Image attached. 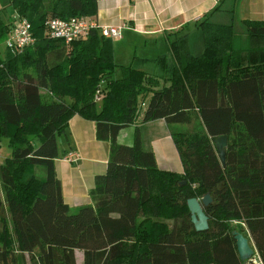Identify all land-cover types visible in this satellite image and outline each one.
<instances>
[{"label": "trees", "instance_id": "obj_1", "mask_svg": "<svg viewBox=\"0 0 264 264\" xmlns=\"http://www.w3.org/2000/svg\"><path fill=\"white\" fill-rule=\"evenodd\" d=\"M6 1L32 43L0 53V139L10 149L0 165V264H75L74 251L81 264H242L232 231L264 264V22L240 21L238 31L203 15L193 23L200 55L184 25L167 45L168 74L156 76L133 68L135 57L117 66L112 39L97 30L68 45L46 34L48 18H90L97 0ZM2 11L0 41L12 25ZM73 115L94 123L108 155L90 203L71 212L54 160L67 153ZM157 119L186 126L170 135L180 174L156 167L137 127L131 145L116 142L120 129ZM217 136L227 140L223 165ZM204 194L208 227L196 232L185 202Z\"/></svg>", "mask_w": 264, "mask_h": 264}, {"label": "crops", "instance_id": "obj_2", "mask_svg": "<svg viewBox=\"0 0 264 264\" xmlns=\"http://www.w3.org/2000/svg\"><path fill=\"white\" fill-rule=\"evenodd\" d=\"M203 15H207L209 22L214 24L232 22L239 31L240 21L264 22V0H97L96 14L90 18L99 26H122L121 38L111 40L113 61L117 66L130 64L135 57L133 68L165 76L171 65V58L167 56L168 42L179 35L174 33L184 25L186 30H194L193 23ZM187 44L192 56L200 55L202 41L199 38L191 41L187 37ZM116 50L117 53H114ZM162 57L163 63L154 62ZM172 126H167L161 119L135 123L120 129L116 142L131 145L134 128L137 127L140 145L153 154L156 167L178 173L171 166L177 156L170 137L174 131ZM67 131V143L61 148L76 158L71 163L62 161V157L57 158L54 170L64 203L68 208L75 209L89 203L87 192L93 177L105 168L108 144L96 141L94 123L77 115L68 120ZM247 240L252 246L250 239Z\"/></svg>", "mask_w": 264, "mask_h": 264}, {"label": "built area", "instance_id": "obj_3", "mask_svg": "<svg viewBox=\"0 0 264 264\" xmlns=\"http://www.w3.org/2000/svg\"><path fill=\"white\" fill-rule=\"evenodd\" d=\"M90 29L97 30L103 38L119 39L122 26H99L88 17L70 18L68 20L48 18L45 21L46 34L50 38L59 39L65 45L84 38ZM31 43L32 39L27 21L15 15L12 19V25L8 35L4 40V46L11 51L19 53ZM101 98V93L96 91L93 96L94 102H99ZM75 158L76 156L74 154L68 153L61 160L66 163H71Z\"/></svg>", "mask_w": 264, "mask_h": 264}, {"label": "water", "instance_id": "obj_4", "mask_svg": "<svg viewBox=\"0 0 264 264\" xmlns=\"http://www.w3.org/2000/svg\"><path fill=\"white\" fill-rule=\"evenodd\" d=\"M217 158L221 165L224 163V155H225V148H226V137L225 136H217L212 137L210 139ZM184 185V183H181ZM211 202L210 197L208 194H204L199 200L195 198H190L186 200V208L189 212V220L193 226L194 231L202 232L207 229V217L203 213L202 208L206 207ZM231 236L234 241L235 251L239 261L242 264H255V251L252 246L248 244L247 238L243 237L240 233L236 231L231 232Z\"/></svg>", "mask_w": 264, "mask_h": 264}, {"label": "rangeland", "instance_id": "obj_5", "mask_svg": "<svg viewBox=\"0 0 264 264\" xmlns=\"http://www.w3.org/2000/svg\"><path fill=\"white\" fill-rule=\"evenodd\" d=\"M0 9H3L2 16H1L2 20L6 24L11 23L15 14L12 11V9L10 8V6L8 5L6 0H0ZM207 21H209V20H207ZM184 32L187 34V37H189L191 41L196 39V37H197V39L199 38L201 40V34H200L198 29H194L191 31V28H190L188 30H184ZM170 34L173 35V33H170ZM3 49H4V41H0V53L3 51ZM114 53H117V50ZM114 76H116V77L118 76L117 71H115ZM172 127H173L174 131H183L186 129L185 125H173ZM31 145L36 146L37 141L33 140ZM9 157H10V149L7 146V140L6 139H0V165L3 163V161L5 159H7ZM171 166L173 169L178 170V173L177 172H175V173L180 174V172H182L178 156H176L175 161L171 162ZM81 206H83V205H81ZM69 209L71 210V212H73L75 210L72 207ZM74 257H75V264H81V258H82L81 252L74 251ZM254 261H255V264H259L257 257H255Z\"/></svg>", "mask_w": 264, "mask_h": 264}]
</instances>
